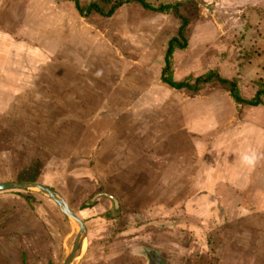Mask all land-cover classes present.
Returning <instances> with one entry per match:
<instances>
[{"label":"rangeland","instance_id":"374dc122","mask_svg":"<svg viewBox=\"0 0 264 264\" xmlns=\"http://www.w3.org/2000/svg\"><path fill=\"white\" fill-rule=\"evenodd\" d=\"M94 1L102 3L104 0H80L84 8H88ZM118 1L123 0H110V3L100 5L104 11H108ZM148 1L155 6L162 2ZM180 1L179 13L188 21L185 29L187 43L181 41L187 46L175 54L177 70H186L182 80L187 79L195 84L197 77L215 70L223 76L234 78L231 80L241 82L245 94L255 92L257 85L252 80L258 78H249V71L245 74L243 67L247 65L248 68V62L251 64L254 61L252 57L264 52V36L260 38L261 43L255 39L253 42L252 39L250 42L246 39L251 36L248 29L250 23H238L243 13L234 8V3H226V0ZM181 24L182 20L174 13H145L139 5L133 3H126L112 16H107L96 10L79 12L70 0H0V53L3 49L9 51L3 57V53L0 54V64L4 63L10 69L9 75L18 80L14 81L31 82L41 87L40 91L28 92V105L24 111L20 110L22 113L17 115V119L13 116L12 122L8 124L20 137L10 138L4 144L12 143L14 148L19 147L22 152L24 148L27 152L18 154V149L12 151L7 161L10 166H0V171H7L8 174V177L2 179L34 181V177L39 174V182L52 185L62 193L74 210L89 221L88 238L92 236L89 244L107 247L106 252L102 250L94 258L90 255L85 262L90 259L96 263L100 257L101 262L104 260L102 264H121L118 252L122 242L116 235L121 230L130 229L134 222L127 218L129 213L124 214V217L121 214L129 206H120V213L115 214L113 202L102 198L98 178L99 156L93 154L99 139L91 138L86 133L88 124L85 122L84 126L82 120L96 117L101 112L121 115L122 119H127L137 111L140 117L148 116V119L150 117L153 120L156 133L164 129L174 134L175 137L172 136L170 140V156H164L166 161L176 162L183 151L188 164L193 166L196 162L194 157L199 156L198 149L205 148L208 157L213 162L217 161L214 168L226 170L224 181L231 182V185L223 184L220 180L221 171L216 170L212 184L208 181L200 187L204 180L202 176L207 175L206 167L212 171V166H205L208 164L205 159L204 166H200L203 171L196 179L195 186L188 177L189 185L181 191L187 197V203L180 205L182 222H172L169 227L154 222L146 223V236L150 245L170 251L176 264H264V154L257 147L258 138L254 139L255 135L251 132L250 138H253L247 148L249 142L246 143V136L241 131L248 130V125L253 130L257 125L255 122L244 125L240 121L235 122L233 118L222 122L225 119L223 114L239 116L241 119L253 116L256 121H260L257 123L264 130V106L254 112L237 107L226 88L217 81L202 85L200 91L181 90V93L172 95L176 102L162 105V101L168 100L169 96L164 95L166 89L160 76L166 66L169 41L176 32L178 34ZM262 24L264 32V21ZM258 33L257 30L254 34L258 36ZM211 35L215 36L217 43H211ZM199 36L209 37L206 39L208 43L200 44ZM227 36L231 40H226ZM215 48L219 58L217 62L211 51ZM199 55L202 56L203 66L198 64ZM240 71L242 75L237 76ZM262 79L264 81V77ZM87 84L98 89V98H108V102L98 107H83L81 102L85 97L82 86ZM152 96H155L157 105L148 108ZM132 97H142L140 107L127 105ZM179 100H185L186 107L179 105ZM215 115H219L218 122L215 119L205 122L206 117ZM196 116H201V119L196 120ZM126 123L129 125L128 120ZM159 125L162 126L157 127ZM193 125L198 128L194 129ZM233 127L234 133L227 137L224 153L219 154L220 147L215 145L220 136L218 133ZM139 132L141 137L142 129ZM143 136L138 139L143 148L137 149L135 158L133 155L131 159L134 162L139 160L145 168V157L149 151L156 162L162 163L154 146L159 139L153 138L152 141L145 134ZM182 136L185 137L186 145H183ZM88 151L94 156L84 159V153ZM245 153H255L257 159L254 165L242 162L241 157ZM128 155L130 159L131 155ZM32 159H36V166H21L34 162ZM51 159L66 165L54 166L51 162L53 166H46ZM155 160L150 161L152 166ZM192 166L187 167L190 169ZM83 168H87L85 173ZM24 169L32 173L20 171ZM233 169L235 175L231 173ZM101 174L106 177V173ZM126 175L130 178L129 174ZM150 176L153 179L154 174ZM119 177L116 179L119 180ZM209 184L218 186L211 190ZM9 192L25 197L31 204L38 203V197L51 204L48 213L58 225L57 264H63L65 250L74 240L77 230L48 196L29 190ZM89 205L91 207H87ZM56 209L58 214L55 213ZM100 231L101 238L98 237ZM27 241L35 243L34 238H27ZM41 255L44 256V253ZM77 255L79 258V253ZM84 258L80 254V258L73 264H78ZM47 262L50 264V258Z\"/></svg>","mask_w":264,"mask_h":264},{"label":"crops","instance_id":"0c3cea01","mask_svg":"<svg viewBox=\"0 0 264 264\" xmlns=\"http://www.w3.org/2000/svg\"><path fill=\"white\" fill-rule=\"evenodd\" d=\"M164 1L169 3L174 1L181 2L180 0H162V2ZM226 1H225L226 3H230V4L234 3L235 4L234 8L236 7L240 11H242L243 13L242 16L238 18V23L240 25L241 23H248V22L250 23L248 25L249 27L248 29L251 32V36L246 37V39H248L249 42L251 41V39L252 42L254 41L253 39H255L256 41L261 43L260 38L264 36V32L262 30L263 29L262 22L264 21V0H226ZM154 13L165 15V13H160V12H154ZM213 25L215 26L214 23ZM257 30L259 32L258 36L254 34L255 31ZM215 31H216V26H215ZM175 36H178L177 32L175 33V35H173V37ZM199 37H200L199 40L202 42L200 44L208 43L209 40L206 39H209V37L206 38H204L203 36H199ZM214 37L213 35H211L210 38L211 43H217L216 41L217 39H215ZM229 39L231 40V37L227 36L226 40L229 41ZM200 47L203 48V45H200ZM212 47L214 48V46ZM178 50H185V49H176L174 53L173 78L176 81H183L182 79H184L185 77L182 78V76L185 75L186 72L184 71L186 70H180V71L177 70L178 69L177 64H175V54L177 53ZM211 51H212V57H214V59L217 62L219 59L217 48H215V50L212 49ZM7 52L9 51L3 49L1 51V53L3 54L1 53L0 54L3 57V55ZM199 57H200V62L198 64L202 65V59H201L202 56L199 55ZM252 58L254 59L253 63L250 64L249 61L248 68L247 65H245L243 67V71L245 74L246 72L249 71L248 73L249 78L253 77V79L258 78V80H261L262 77H264V52L261 55H255ZM186 68H190V67L187 66ZM18 71H22V69ZM9 73H10V69H7L4 63L2 65L0 64V74L2 76V82H0V166H10L7 162L9 158L8 156L12 154V151L14 149H18L16 152L18 154H24L27 152V150H24V148H23V152L19 147L14 148V145H12L11 142H10L11 144H9L8 142L4 144V141H7L10 138L13 139L20 137L19 136L20 134L15 131H12L10 129V125L8 124L12 122L11 118L13 116L15 117V119H17V115L20 116V114L22 113L20 112V110L24 111V108L27 104V95H29L28 92H34L35 90L37 91L38 89H39L38 91L41 90V87L38 88V86H34V83L31 82L29 83L16 82L18 80L14 78V76L9 75ZM162 73L160 77H161V81L163 82ZM201 73L202 72H200V74ZM224 73L227 74L226 72ZM241 75H242L241 71L237 72V76H241ZM224 77L228 79H234L227 76ZM13 79H15L16 81H14ZM240 83L241 82H239V84ZM252 83L257 85V89H255L256 91L253 92L252 94H245L240 84L242 93L246 98H252L256 94L259 88L257 80H252ZM55 87L57 86L55 85ZM163 87H165L166 89V93L164 95L169 96L168 100L165 99L164 100L165 102L162 101V105L164 106H166L169 103L171 104L173 101L176 102L174 100L175 97L172 95H177L178 92L181 93V90H186V89H177L175 87H171L167 83H164ZM82 88L84 91L83 96L85 97V99H83L81 102L83 107L84 106L92 107L95 105L96 107H98L101 106L102 104L104 105L105 102H108V98L104 100L103 98L101 99L98 98L99 97L98 95L99 93H97L98 89L92 88L89 84L82 86ZM154 97L155 96L151 97L152 99H150L148 108H154L157 105V103L155 102L156 100H154L156 98ZM231 99L233 98L231 97ZM129 100L131 101L127 102L128 106H131L132 108H134V106L140 107L141 104L140 102L142 101V97L141 98L132 97ZM235 104L237 105V107L241 109L243 107L245 110L247 109L248 111L251 112L257 111V109H260L262 106H264V104L258 106H247L241 104L239 105L236 102ZM179 105H183L184 107H186V101L179 100ZM88 110H91V108ZM222 116L225 118L224 121H222L224 123L228 122L232 118L233 120H235V122L240 121L244 125H246L248 122H255L254 124L255 126L257 125L256 126L257 128H253L252 130V127L248 125L249 127L248 130L244 129L241 131L246 136L244 138V140L247 141L246 143L249 142L247 148L248 146L251 145L250 142L253 138V137L250 138V132H251L252 134L255 135L254 139L258 138L259 141L256 143L257 147L260 148L262 153L264 154V144H262V140L264 141V130L261 127H259L258 123H260V121L259 122L256 121L255 118H252L253 116L250 117L244 116L243 117L244 120L239 118V116L235 117L231 115L229 117V115L226 114H223ZM121 117H122L121 115L113 116L108 112L105 113L101 112L96 117H92L88 119L83 118L82 120L84 121L83 122L84 126H85V122H87L88 124L85 128L86 133H88L89 136L91 135V138L99 139L97 150L94 151L93 154L95 155L97 153L99 156L100 174L102 172L106 173V177H103L102 174L101 175L99 174L98 177L101 183L100 186L102 189L101 192L102 198L105 201L110 200L111 202H113L114 204L113 212L115 214L120 213L121 211L120 206L121 207L123 205H126L127 207L129 206L130 208H124V209L122 208L123 210L121 211V214L123 216L124 214L129 213L127 214V218H129L130 221L134 222V225H132L130 229L121 230L116 235V237L120 239L122 242L121 244L122 247L121 250L118 252V256L121 257V261H122L121 264H176V261H174V258L171 256L170 251L164 248H157L150 245V243L148 242L149 238L146 236V230H147L145 228L146 223L148 224L154 222L169 227L172 222L173 223L176 221H179V223L182 222L180 205L181 203L182 205H185L187 203V197L184 194V192L181 193V191L184 190L187 187V185H189L187 181L188 177L192 180L193 187L195 186L194 183L196 182V179H198L199 175L203 171V168H201L200 166H204L205 159L208 162V164L205 166H212V171L211 170L208 171V167H206L205 174L207 173V175L202 176L204 180L200 183V187H202L203 184H205L208 181L209 183L211 181L212 184L213 179L216 177V172H215L216 170L221 171L220 180L223 182V184L229 183V185H231L230 184L231 182H225L226 178H223L226 170L223 171L220 168L218 169L217 167L214 168L217 161L213 162L210 159V157H208L207 155L208 151H206L205 148H204L205 149L204 154L202 153V151L204 150L203 148L198 149L199 156L194 157V160L196 162L200 161V163L195 162L193 166L191 164L190 165L188 164L187 158L186 156H184L183 151L178 155L176 162L174 161L168 162L166 161L164 156L166 155L170 156L172 149L170 140L172 136H174V134L171 135L169 131L167 132L164 129L156 133L153 127L154 124L152 125L153 120L151 121L150 117L148 119V116L146 118L140 117L137 111L135 112V114H131V116L127 119L126 118L122 119ZM184 118H186L185 115ZM196 118H197L196 120H199V118L201 119V116H196ZM218 118L219 115L209 116V118L206 117L205 122L213 119L217 120L218 122ZM127 120L129 125H127L126 123ZM193 124H195V122ZM161 126L162 125H159L157 127H161ZM232 126L234 125H231L230 127ZM165 127L163 126L162 128ZM193 128L197 129L198 127L193 125ZM139 129H142L141 137H139V133H140ZM234 130L235 128L233 127L231 129L229 128L226 129L225 132L218 133L220 134V136H218V138L216 139L215 145L217 147H220L218 149L219 154L224 153L228 141L227 137L229 135H232L234 133L233 132ZM194 132H199V131H194ZM143 134L146 135L147 139L152 138L151 139L152 141L155 138L159 139L157 145L154 146L156 147L155 149L158 150L157 154L161 157L162 163L156 162L155 158L152 156L151 153H149V151H147L145 157L147 161V166H145V168H143L144 165L142 164L140 165L139 160L137 162H134V160L131 159L133 155L135 158V155L137 154L138 150L143 148L142 143L138 140L139 138H144ZM182 137L184 141L183 145H186L185 137L184 136ZM136 139L138 140L137 142ZM128 145H130V148L128 147ZM149 148H150V143L148 142V149ZM89 151L88 153L87 152L84 153V159L93 155L91 154L92 152L90 153ZM127 155L128 156L131 155L130 159L127 157ZM32 160L34 162L22 164L21 166H32V165L36 166L35 164L36 159H32ZM151 160H155L154 162L155 164L153 166L150 163ZM190 161H192V159ZM38 162L40 163L41 161ZM51 162L54 164V166L60 165L58 161H54L51 159L50 163L46 166H53ZM64 165H66V163H61L60 166H64ZM139 166H141V169L139 168ZM187 166H192V168H195L193 169L194 171L192 170L191 167L189 169ZM259 166H261L260 163ZM20 171L23 173H32L31 171H27L25 169ZM82 171L83 173H85L87 171V168H83ZM0 172H1L0 182L26 181V179L16 180V178H13L15 180H12L10 178L2 179V177L3 178L5 176L8 177V174L6 173L7 171L4 172L0 171ZM231 173L235 175V170L233 169V172ZM123 174H125L124 175L125 177H123ZM126 174H129L130 178H127ZM150 174H154L153 179L150 176ZM119 175L120 176L122 175L121 177L123 180L119 177ZM110 176H112V178H110ZM116 177H119V180L116 179ZM39 178H41V176L37 174L34 177V181L31 182H39ZM211 184H209L208 187L211 190H214L218 186V185L212 186ZM50 186L52 187V185ZM53 188L55 187L53 186ZM9 191L11 190L0 191V264H49L47 262L49 258H50V264L53 263L57 264L58 262L57 257L59 255V240L57 237L58 225L56 224V220L54 221L52 216H50V214L48 213V209H50L49 207L51 206V204H49L46 200H44L41 197L37 198V200L39 201L38 203L31 204L29 200H27L25 197L20 196L19 194L16 193L12 194ZM66 201L68 202L69 206L74 210V207H72L71 202L68 201V199ZM96 204H94V206ZM56 206L59 208L57 204ZM87 207H91V205ZM44 209L46 211H44ZM55 211H56L55 213L58 214L57 212L58 210L56 209ZM76 214L85 223L87 228V233H86L87 235L85 241L78 249L79 252L78 251L76 252V257L72 262V264L77 259L80 258V254L85 258L82 261L80 260L78 264H102L104 260L101 262L100 257H98V262L96 263L90 259L85 262L86 258H89L88 256L92 255L91 258H94L95 255H100V251L101 252L102 250L105 251L107 247L102 246L101 244H99L98 246L89 244V240L92 237L90 236L88 238V236L90 235L89 233L90 223L83 215L77 212ZM172 215H176V216H172ZM101 235H102L101 231L98 232L99 238H101ZM27 238H34L35 243L30 244L27 241ZM35 244H40V246L36 247ZM60 248H62V245L60 246ZM67 251L68 249L66 248L65 257L67 255ZM41 252L44 253V256L41 255L42 254ZM108 252L111 251H107V253ZM77 253H79V258ZM28 254H31L32 256H28Z\"/></svg>","mask_w":264,"mask_h":264},{"label":"trees","instance_id":"16d2710c","mask_svg":"<svg viewBox=\"0 0 264 264\" xmlns=\"http://www.w3.org/2000/svg\"><path fill=\"white\" fill-rule=\"evenodd\" d=\"M67 1V0H64ZM75 3L76 9L79 12H91L92 10H96L104 15L112 16L116 11L125 5L126 3H133L139 5L145 13H154V12H160V13H174L176 16H178L182 20V24L179 27L178 30V36L173 37L169 41V45L167 48V55H166V66L163 69L162 73V79L164 83H167L171 87H175L177 89H190L194 91H200L202 89V85L207 84L209 82L217 81L219 84L223 85L226 90L229 92L231 97L234 99V101L237 104L241 105H247V106H258L261 104H264V81L257 80L258 83V90L256 94L252 98H246L241 90L239 81L231 80L220 73H218L215 70H211L208 73L201 75L196 78L195 84H193L189 80H183V81H176L173 78V70H174V53L176 49H184L187 46V38L185 37V29L188 25V21L185 17H183L179 12V4L181 2H161L158 6H155L154 4H151L148 0H123L118 1L116 4H113L108 11H104L103 7L101 6L103 4L110 3V0H104L102 3L93 2L88 8H84L80 2V0H70ZM101 4V5H100ZM184 40L183 43L181 42Z\"/></svg>","mask_w":264,"mask_h":264},{"label":"water","instance_id":"95a60500","mask_svg":"<svg viewBox=\"0 0 264 264\" xmlns=\"http://www.w3.org/2000/svg\"><path fill=\"white\" fill-rule=\"evenodd\" d=\"M4 190H29L37 191L53 200L60 208L62 213L68 218L73 228L77 230V234L68 247L67 255L63 264H72L76 257V252L86 239L87 228L85 223L80 219L76 212L69 206L66 199L55 188L40 183L31 181H9L0 182V191Z\"/></svg>","mask_w":264,"mask_h":264},{"label":"clouds","instance_id":"9594fccd","mask_svg":"<svg viewBox=\"0 0 264 264\" xmlns=\"http://www.w3.org/2000/svg\"><path fill=\"white\" fill-rule=\"evenodd\" d=\"M256 159L257 157L255 153H252L251 155L245 154L241 157L242 162L246 165H254L256 162Z\"/></svg>","mask_w":264,"mask_h":264}]
</instances>
